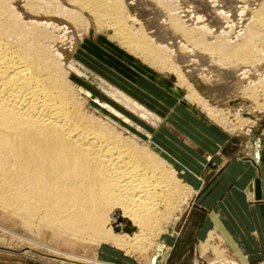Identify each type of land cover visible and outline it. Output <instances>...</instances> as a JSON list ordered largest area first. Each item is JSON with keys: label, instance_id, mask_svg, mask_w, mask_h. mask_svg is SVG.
Masks as SVG:
<instances>
[{"label": "bare ground", "instance_id": "bare-ground-1", "mask_svg": "<svg viewBox=\"0 0 264 264\" xmlns=\"http://www.w3.org/2000/svg\"><path fill=\"white\" fill-rule=\"evenodd\" d=\"M63 3L54 10L50 4L28 1L21 14L13 6L20 1L0 0V213L31 234L33 238L10 232L26 243L69 259L109 264L52 249L41 237L49 233L66 249L93 243L143 251L154 230L179 219L177 212L193 192L155 144H144L111 121L89 114L70 79L64 54L52 51L50 28L90 20L89 14L95 25L113 29L115 38L150 66L176 73L188 97L214 119L216 108L175 64L170 47L174 43L166 38L154 42L143 26L133 32L128 22L138 20L128 13L127 0ZM169 21L173 30L193 38L196 30L186 28L177 14H169ZM247 29L242 43L221 49L227 59L247 62L254 41L260 38L264 43L263 5ZM124 225L132 233L117 230ZM223 248L215 247L218 258H223Z\"/></svg>", "mask_w": 264, "mask_h": 264}, {"label": "rangeland", "instance_id": "rangeland-1", "mask_svg": "<svg viewBox=\"0 0 264 264\" xmlns=\"http://www.w3.org/2000/svg\"><path fill=\"white\" fill-rule=\"evenodd\" d=\"M19 1L13 6L22 14L24 3L32 0H16ZM38 1L50 4L54 10L64 5V0ZM127 3L128 13L138 20L128 22L133 32L144 28L154 42L166 38L174 43L170 47L175 64L216 108V119L188 97L189 91L180 84L176 73L150 66L124 47L115 38L113 29L95 25L89 14L86 15L90 20L73 21L74 24L60 25L53 21L61 29L50 28L49 37L54 40L49 41L51 50L64 54L70 79L86 101L89 114L111 121L144 144H155L165 157L177 163L180 177L192 189L193 196L177 212L178 220L173 219L163 229L152 232V240L143 251L127 252L113 245L97 247L93 243L66 249L62 242L51 239L49 233L40 241L52 249L109 264H169L170 257L183 263L192 254H197L203 264H249L230 258L231 245L218 237L210 244L224 247L223 258H218L212 247L203 254L201 241L185 244L183 238L185 233L190 237L194 236L190 233H198L199 229L191 230L190 226H200L202 216L210 208L205 205L206 195L216 192L214 189L227 167L238 161L252 167L251 163H264V43L260 38L254 41L247 62L235 57L227 59L221 50L232 49L246 39L253 13L264 6V0H127ZM169 14H177L186 28L196 30L195 37L187 38L173 30ZM0 228V264H92L60 256L13 236L10 232L33 238L19 221L1 213ZM105 250L109 253L107 257L101 255Z\"/></svg>", "mask_w": 264, "mask_h": 264}, {"label": "crops", "instance_id": "crops-1", "mask_svg": "<svg viewBox=\"0 0 264 264\" xmlns=\"http://www.w3.org/2000/svg\"><path fill=\"white\" fill-rule=\"evenodd\" d=\"M251 164L255 167L238 161L222 172L216 192L206 195L205 205L210 208L202 216L200 226H190L191 230L199 229L198 233H190L192 237L185 233L183 243L193 244L197 239L201 241L203 254L208 252L204 251L205 246L212 247L215 254V246L210 242L218 237L231 245L234 255L228 251L230 258L249 264L264 263V163ZM257 181L261 185V199L257 198ZM108 254V250L101 253L105 257ZM171 258L169 264H203L197 254L186 257L183 263Z\"/></svg>", "mask_w": 264, "mask_h": 264}, {"label": "water", "instance_id": "water-1", "mask_svg": "<svg viewBox=\"0 0 264 264\" xmlns=\"http://www.w3.org/2000/svg\"><path fill=\"white\" fill-rule=\"evenodd\" d=\"M256 192H257V198L261 199V185H260L259 181L256 182ZM117 230H121V231H123L125 233H132L133 229L128 227V226H126V225H124L123 227H121V229L117 228Z\"/></svg>", "mask_w": 264, "mask_h": 264}]
</instances>
